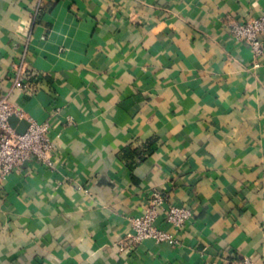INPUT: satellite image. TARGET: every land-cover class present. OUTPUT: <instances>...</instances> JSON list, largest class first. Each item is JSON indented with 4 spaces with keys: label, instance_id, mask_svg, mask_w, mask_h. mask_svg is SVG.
I'll list each match as a JSON object with an SVG mask.
<instances>
[{
    "label": "crops",
    "instance_id": "obj_1",
    "mask_svg": "<svg viewBox=\"0 0 264 264\" xmlns=\"http://www.w3.org/2000/svg\"><path fill=\"white\" fill-rule=\"evenodd\" d=\"M263 9L0 0V95L55 148L0 177V264H264V55L230 33ZM155 190L193 210L179 244L120 250Z\"/></svg>",
    "mask_w": 264,
    "mask_h": 264
},
{
    "label": "built area",
    "instance_id": "obj_2",
    "mask_svg": "<svg viewBox=\"0 0 264 264\" xmlns=\"http://www.w3.org/2000/svg\"><path fill=\"white\" fill-rule=\"evenodd\" d=\"M230 33L237 40L246 42L256 56L264 55V43L260 36L264 34V9L255 17L243 22H233ZM27 72L19 70L15 74L14 86L26 90L29 83ZM11 115L22 116L19 108L6 95H0V177L19 168L25 161L33 159L48 166L53 165L55 153L53 138L48 120L28 118V125L21 133L9 121ZM193 210L189 206L170 203L165 206V196L161 191L152 192L150 200L141 214L128 217L130 229L119 242V249L146 239L156 242L178 245L177 233L184 230ZM162 222L173 227V231L162 226ZM227 264H257L250 256H229Z\"/></svg>",
    "mask_w": 264,
    "mask_h": 264
},
{
    "label": "water",
    "instance_id": "obj_3",
    "mask_svg": "<svg viewBox=\"0 0 264 264\" xmlns=\"http://www.w3.org/2000/svg\"><path fill=\"white\" fill-rule=\"evenodd\" d=\"M13 118H14V115H11L9 117V121L12 125H15V123L13 122ZM21 123H22V126L20 128H17V132L19 133L23 132L28 125V122L26 120H21Z\"/></svg>",
    "mask_w": 264,
    "mask_h": 264
},
{
    "label": "trees",
    "instance_id": "obj_4",
    "mask_svg": "<svg viewBox=\"0 0 264 264\" xmlns=\"http://www.w3.org/2000/svg\"><path fill=\"white\" fill-rule=\"evenodd\" d=\"M30 72V71H29ZM28 71H27V77H26V80L29 82V80H30V78H32L31 76H30V73H29ZM30 76V77H29Z\"/></svg>",
    "mask_w": 264,
    "mask_h": 264
}]
</instances>
